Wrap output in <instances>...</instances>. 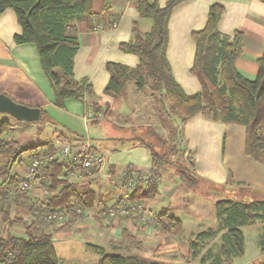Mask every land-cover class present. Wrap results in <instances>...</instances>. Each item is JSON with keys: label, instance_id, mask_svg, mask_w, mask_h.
I'll use <instances>...</instances> for the list:
<instances>
[{"label": "trees", "instance_id": "16d2710c", "mask_svg": "<svg viewBox=\"0 0 264 264\" xmlns=\"http://www.w3.org/2000/svg\"><path fill=\"white\" fill-rule=\"evenodd\" d=\"M92 0H0V15L9 10L14 13L20 34L13 37L16 46L33 45L38 54L41 70L48 80L54 96V106L64 108V102L73 100L80 104L83 118L87 124L98 125L100 118L108 113V107L88 103V99L96 100L88 79L76 81L73 79V58L79 49V29L77 24L85 19L98 20L100 17L92 14L89 4ZM104 10L109 11L111 0H101ZM188 0H166L163 8L148 0H136V9L142 17L153 23L151 30L141 33L137 23H133L131 37L128 42L121 43L122 53L136 56L139 66L136 69L121 64L107 63L105 69L109 75L103 94L109 98L122 99L129 85L133 84L136 91H143L145 86L154 92L160 114L176 122L174 128L168 125L163 130L168 131V137L148 127L141 137L127 139L131 146H140L150 155L152 164L148 171L134 170L127 167L122 177V187L128 193L130 203L141 204L145 201H155L160 194L161 176L169 174L189 191L197 192L200 179L191 165V157L183 163L172 162L176 154L173 146L178 140L180 126L197 114L205 118L229 125L244 128V154L257 162L264 163V49L257 60L258 73L253 80L244 78L236 69L235 62L242 54L243 34L235 31L231 36L218 32V23L224 13L220 4L209 7L205 27L191 34L195 45L193 64L190 70L199 82L201 91L187 95L172 77L170 66L166 59L168 45V21L172 11ZM104 11V12H105ZM119 17L112 18L111 25L117 26ZM100 23V21H96ZM96 23L90 26V31L98 27ZM6 97L7 95L0 93ZM165 106L166 111L161 113ZM40 110L39 124L50 120L44 110ZM11 124L0 119V194H6L18 187L20 175H15L16 167L30 168L33 161H40L38 175L32 185L47 191L45 201H30L28 193L14 194L13 198L0 202V216L3 222L18 223L24 229L23 236H0V264H60L53 246L52 235L63 231L70 225H77L87 218L85 213L95 209L98 198L93 190L80 191L66 178V173H78L81 177H92L97 170L82 171L72 164L60 163L51 157V148L45 146L22 148L17 142L4 141V135L10 130ZM179 128V132H178ZM180 139V138H179ZM169 140V141H168ZM170 145V146H169ZM28 159L25 160L24 157ZM237 193L242 198L250 195L252 201L235 202L220 200L215 204V231L207 230L197 234L188 241L186 261L197 264H234L235 259H242L245 254V240L241 228L264 224V193L255 191L244 184H238ZM131 190V191H130ZM129 191V192H128ZM255 199V200H253ZM14 202L25 208L30 214V222L26 225L20 217L12 221L6 211V204ZM103 204V202H101ZM77 211H79L77 213ZM63 215L67 217L64 225L57 227L49 223L48 217ZM126 215L122 221L107 224L106 218L94 216L104 229H115L120 223L129 227L120 229L123 240L131 241L138 235L145 236L144 229L154 227L161 235L177 236L182 231L179 220L168 215L167 210L157 214L149 212L148 219L141 221ZM120 228V225H119ZM218 233L221 243L213 254L208 247V241ZM207 241V243H206ZM98 255L95 264H169L156 257H144L136 252L129 255L109 254L105 248L87 245ZM261 258L255 263L264 264V231L259 240ZM142 250V249H141Z\"/></svg>", "mask_w": 264, "mask_h": 264}, {"label": "crops", "instance_id": "0c3cea01", "mask_svg": "<svg viewBox=\"0 0 264 264\" xmlns=\"http://www.w3.org/2000/svg\"><path fill=\"white\" fill-rule=\"evenodd\" d=\"M148 1L157 3L160 8L166 4V0ZM215 3L224 8V13L218 23V32L224 36H231L235 31L243 34L242 54L235 62L236 69L249 80H253L258 73L257 60L264 49V0H188L178 5L171 13L167 25L168 45L166 49V59L172 77L187 95L201 91L198 80L190 73L195 54L191 34L205 27L209 7ZM89 9L92 14L100 18L98 20L85 19L77 24L80 31L79 49L73 58L72 74L76 81L88 79L96 98V100L88 99V103L101 108L108 107L109 111L106 116L100 118V123H103L109 113H112L114 117L122 116L121 114L127 109L125 98L115 100L104 96L103 90L109 80L105 65L116 63L136 69L140 64L138 58L122 53L119 45L130 40L133 23H137L143 34L151 30L153 23L138 13L136 0H111L109 11L104 10L101 0H92ZM115 17H119L116 27L111 25V20ZM95 23L98 29L90 31V26H94ZM20 31L12 11L7 10L0 15V93L7 95L18 104L46 111L50 120L43 124L61 128L63 132L57 134L56 137L59 140L71 141L83 138L88 134L89 127L94 131H101L100 123L92 127L85 122L79 103L67 100L64 102L63 109L54 106L53 92L41 70L35 46H16L13 42V37L20 34ZM141 92L136 91L131 84L125 95L137 98ZM146 103H134L131 106L144 104L143 111L136 109L137 113L144 117L147 114L157 113L155 109L151 113H145ZM123 124L125 125H112L123 131L131 128V125L127 126L128 122ZM180 128L187 155L191 157V162L201 168L194 169L198 177L217 184H226L230 180L229 182L237 189H239L238 184H244L249 186L253 192L264 193V163L245 156L244 128L213 122L202 114L188 119ZM162 131L167 132V130ZM130 137L129 135L126 137L112 136V139H108L112 142V147H107L104 153L100 152L106 161V167L96 174L103 180L102 182L93 176L81 177L78 173L66 176L78 190H93L98 198L97 206L118 201L124 195L125 190L122 187L121 178L127 167L138 171H148L151 167L152 161L149 153L140 146H131L132 143L127 140ZM116 144H121L122 147L117 148ZM112 189L114 192H111ZM196 193L185 189L169 174H164L161 176L160 194L157 199L144 202L148 214L151 212L154 215L161 210H167L170 217H174L171 212L188 213L184 221L179 220L182 224L181 233L187 229L186 237H180L181 233L177 236L161 235L158 229L149 227L143 231L145 236L138 235L133 240L126 241L122 239L120 229L129 227V224L123 222L119 224L120 228L118 225L115 229H108L103 233L102 237L106 238L104 244L109 249L121 250L123 255L136 252L138 246L142 245V250L138 248L141 256H153L169 264H197L195 261L190 263L186 261L188 241L193 240L197 234L206 232L200 229L199 222H208L207 224L211 226L207 229L211 230L213 225H216V219L209 218L204 213H197L192 207L189 208L191 201L198 204ZM38 196L39 190L37 189L36 198ZM201 200L206 199L201 198ZM93 222L91 218H86L77 224L80 227L82 225L91 229ZM220 235L221 233L214 239ZM209 245L206 247L209 248ZM260 258L261 255L251 263H255ZM236 260L234 264H240Z\"/></svg>", "mask_w": 264, "mask_h": 264}, {"label": "rangeland", "instance_id": "374dc122", "mask_svg": "<svg viewBox=\"0 0 264 264\" xmlns=\"http://www.w3.org/2000/svg\"><path fill=\"white\" fill-rule=\"evenodd\" d=\"M98 29V28H97ZM124 102L127 106V109L122 116H112V113L108 114L106 120H103V123H100L101 131L91 129L89 127V132L84 137H88L91 139V144L97 151L104 153L107 147H112V142L108 139H112V136L117 137H126V136H133V137H141L143 132L146 131L148 127L153 128L155 131L161 133L164 138L168 137V131L163 132V128H168V125H171L172 128L177 126L176 122L171 118L168 120V123L165 122V115L164 118L160 114V110L158 109L157 102L154 101V92H152L148 86H145L143 91L140 93V96L136 98V96H129L128 94L125 95ZM146 103L144 108H147L145 113H151L153 110H157V113L154 114H147L145 117L141 116L140 113H137L136 109H140L143 111V105H138L132 107L131 105L134 103ZM155 108L152 109V107ZM166 111L165 106L161 113ZM0 119L9 121L11 125L10 130L4 135V141H15L17 142L22 148H31L37 146H45L42 149V153L45 152V149L51 148L53 142L57 139V134L62 133V129L55 127L51 124H39L38 122L33 123H26L21 122L13 119L12 117L6 114H0ZM124 122H128L131 128L129 130H122L116 129L112 124H116L118 126H124ZM89 126L95 127L94 124H89ZM182 126V125H181ZM176 128V127H175ZM129 132V133H128ZM179 132V128H178ZM180 134H178V140L175 141L174 145L176 147V154L173 155L171 158L172 162H180L183 163V160L187 157V153L184 147V138L182 134V130L180 128ZM85 134V132H84ZM169 139V137H168ZM117 148H121V144L115 145ZM170 146V145H169ZM114 148V147H113ZM5 161H0V166L4 165ZM193 166V169H201L199 165L195 164L194 162H190ZM185 164V163H183ZM195 165V166H194ZM20 170L18 175L21 177L23 176V170L25 171V166H19L16 168ZM98 181L102 182L103 180L100 179L99 176H93ZM200 179V188L197 191V199L198 204L191 201L189 203V208L191 207L195 209L197 213H204L207 214V217H212L216 219V208L215 204L217 201L220 200H231L235 202L244 201L245 203H249L252 201V197L250 195L241 197V193H237V188L233 185L230 180L226 184H217L213 182H208L206 180ZM234 186V187H231ZM112 188V185H111ZM37 189V188H36ZM114 192L112 189L111 192ZM131 191V190H130ZM129 192V191H128ZM194 192V191H193ZM7 194V193H6ZM6 194H0V202L7 201L12 199L7 198L3 199ZM7 196V195H6ZM118 197V196H117ZM39 198V196H38ZM201 198H205L206 200H201ZM255 198V199H263ZM253 199V200H255ZM6 211L11 218V221L15 217H20L23 222L27 225L30 222V214L28 213L25 208L17 206L14 202L10 201L6 204ZM171 215L174 216L176 219L184 221V217L189 215L188 213H179V212H171ZM206 223H201L202 231H207L211 225ZM187 226V225H186ZM58 227V226H57ZM91 229H87L81 225H70L66 227L63 231L59 233H55L52 235L53 246L56 251V255L60 264H95L98 259V255L96 251L92 248L88 247L87 245L98 246L105 248L106 252L109 254H121V250H113L109 249L104 243H106V238L102 237L103 233L107 230L101 227L99 223L94 221L90 226ZM215 227V228H213ZM211 231H215L217 228L214 224ZM264 231V224H255L253 226H248L241 228V232L243 234L245 240V254L242 259H237L236 262L240 264H250L254 260H256L260 255V247H259V240ZM24 229L18 223L13 222H3L0 216V236L5 237L8 234L14 236H23ZM188 234L187 229L180 234V237H186ZM220 234V233H218ZM207 243V241H206ZM221 243L220 238L212 239L208 241L210 251L215 254L218 250V246ZM257 264V263H251Z\"/></svg>", "mask_w": 264, "mask_h": 264}, {"label": "built area", "instance_id": "2783aa9c", "mask_svg": "<svg viewBox=\"0 0 264 264\" xmlns=\"http://www.w3.org/2000/svg\"><path fill=\"white\" fill-rule=\"evenodd\" d=\"M115 27V25H114ZM85 120V119H84ZM86 122V120H85ZM51 147V157L53 159H58L60 163L72 164L74 167H79L82 171L88 170H97L103 171L106 167V161L102 154L94 149L91 144V139L87 136L76 139V140H59L56 139ZM25 160L28 157H24ZM41 166L40 161H33L32 166L27 168L25 171L23 170V176L21 177L18 187L10 190L3 199L11 198L16 193H28V199L30 201L37 200L38 202H43L46 200L48 196H52L53 194H49L47 191L39 190V198H36L37 189L33 187L32 182L38 175V169ZM18 168V167H16ZM15 168L14 173L18 175L20 170ZM74 174V173H73ZM71 176V173H66L65 176ZM124 173L122 174L123 177ZM122 179V178H121ZM128 193H124L122 197L115 202L108 203L106 205L96 206L95 209L89 210L85 213L87 218H93L94 216H99L100 218H106L107 220L102 221L107 224L109 220H113L112 222H120L121 218L126 215V210H128L129 215L132 217L138 218V214L140 213L142 216L140 217L141 221H145L148 219V212L145 207V203L137 204L130 203L128 201ZM1 200V198H0ZM79 211H77L78 213ZM47 221L51 223H55L58 227L64 225L67 221V217L63 215H53L48 217Z\"/></svg>", "mask_w": 264, "mask_h": 264}, {"label": "water", "instance_id": "95a60500", "mask_svg": "<svg viewBox=\"0 0 264 264\" xmlns=\"http://www.w3.org/2000/svg\"><path fill=\"white\" fill-rule=\"evenodd\" d=\"M0 114H6L13 119L26 123L38 122L40 110L14 102L11 98L0 94Z\"/></svg>", "mask_w": 264, "mask_h": 264}]
</instances>
